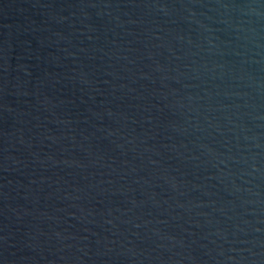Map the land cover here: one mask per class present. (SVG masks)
Returning a JSON list of instances; mask_svg holds the SVG:
<instances>
[{
	"label": "water",
	"instance_id": "95a60500",
	"mask_svg": "<svg viewBox=\"0 0 264 264\" xmlns=\"http://www.w3.org/2000/svg\"><path fill=\"white\" fill-rule=\"evenodd\" d=\"M0 264H264V0H0Z\"/></svg>",
	"mask_w": 264,
	"mask_h": 264
}]
</instances>
